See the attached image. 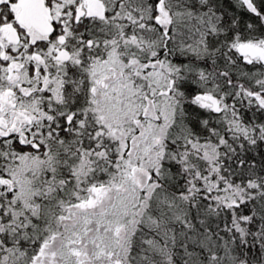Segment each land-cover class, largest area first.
Listing matches in <instances>:
<instances>
[{
    "label": "snow or ice",
    "instance_id": "6c2138e0",
    "mask_svg": "<svg viewBox=\"0 0 264 264\" xmlns=\"http://www.w3.org/2000/svg\"><path fill=\"white\" fill-rule=\"evenodd\" d=\"M0 264H264V0H0Z\"/></svg>",
    "mask_w": 264,
    "mask_h": 264
}]
</instances>
